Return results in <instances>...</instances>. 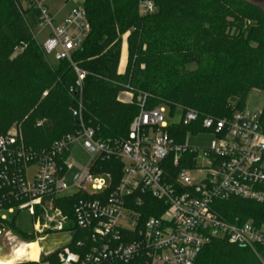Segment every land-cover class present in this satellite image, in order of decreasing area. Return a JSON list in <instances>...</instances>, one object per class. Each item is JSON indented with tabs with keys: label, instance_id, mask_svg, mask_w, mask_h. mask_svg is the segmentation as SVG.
<instances>
[{
	"label": "built area",
	"instance_id": "obj_1",
	"mask_svg": "<svg viewBox=\"0 0 264 264\" xmlns=\"http://www.w3.org/2000/svg\"><path fill=\"white\" fill-rule=\"evenodd\" d=\"M50 27L42 45L47 56L71 61L72 53L88 38L91 25L85 0L58 25L45 0H27ZM143 13L154 4H140ZM78 85L85 74L76 69ZM127 86L117 100L132 103ZM148 94L139 93V113L121 142H105L83 121L79 101L77 130L49 148L25 145L22 130L14 125L0 136V211H28L34 235L74 233L72 242L52 252L58 264H196L202 250L215 240L248 248L259 255L264 227L252 221L229 222L216 211L218 201L238 198L264 206V107L245 108L216 118L190 108L183 125L193 134L215 136L208 148L191 147L188 136L172 131L165 122L164 105L147 108ZM81 146L89 155L87 166L70 164L72 150ZM120 162L104 169V163ZM35 166L32 183L27 169ZM77 167L78 189L72 216L57 205L58 195L69 189L64 178ZM6 221L7 217L2 216ZM5 230L0 229V238ZM12 250L20 240L10 231ZM37 261L51 264L49 260Z\"/></svg>",
	"mask_w": 264,
	"mask_h": 264
},
{
	"label": "trees",
	"instance_id": "obj_2",
	"mask_svg": "<svg viewBox=\"0 0 264 264\" xmlns=\"http://www.w3.org/2000/svg\"><path fill=\"white\" fill-rule=\"evenodd\" d=\"M145 0H85L91 32L71 61L53 66L36 39L41 12L27 0H0V136L25 119V145L39 151L72 134L81 99L83 121L105 142H121L139 113V93L147 108H190L216 118L247 107L252 92L264 94V12L245 0H150L155 11L143 13ZM234 29V30H233ZM128 35V64L119 73L123 36ZM19 54L14 56L16 49ZM78 69L85 74L78 85ZM129 87L132 103L117 100ZM190 127L181 126L183 135ZM104 169L120 162L104 163ZM78 197L57 201L72 216ZM216 211L229 222L252 221L264 227V206L231 198ZM0 229L22 243L15 221L0 218ZM264 257V246L259 247ZM248 248L215 240L196 264H261ZM41 260L58 264L56 255Z\"/></svg>",
	"mask_w": 264,
	"mask_h": 264
},
{
	"label": "rangeland",
	"instance_id": "obj_3",
	"mask_svg": "<svg viewBox=\"0 0 264 264\" xmlns=\"http://www.w3.org/2000/svg\"><path fill=\"white\" fill-rule=\"evenodd\" d=\"M77 4H78L77 0H45V5L48 8V13L51 16L54 25L60 24L65 19V17L69 15V13L73 10V8L77 6ZM261 7L264 9V5H262ZM49 33H50V27L47 23H43V25L36 30V39L40 45H43L45 40L48 38ZM127 38L128 35L123 36L122 54L119 65L120 74L126 72L127 64H128ZM21 50L22 48L18 47L16 49V52L14 53V56L19 54ZM48 59L53 66L57 65L58 61L55 59L53 55L48 56ZM120 94L121 92L119 93L118 96H120ZM262 107H264V94L252 92L247 101V108L253 109V108H262ZM164 108L166 111L165 122L172 131L180 132V128L183 125L184 111L181 108H177V107L173 108L166 104L164 105ZM24 121L25 119L19 120L14 125L19 126L20 129L22 130ZM14 125H12V127ZM185 134L189 138L190 146L199 149L208 148L215 139V136L209 133L193 134L190 131H186L183 135ZM88 162H89V155L87 154V152L81 146L79 145L75 146L72 150L70 164L74 165L75 163H78L82 166H87ZM35 169H36L35 166H30L27 169V182L29 184L33 182L35 176ZM79 172L80 170L77 167H74L72 170L68 171V173L64 178V182L67 184L69 189L59 194L58 195L59 199L74 198L78 194V189L73 186L74 185L73 178ZM2 216H6L8 222L10 223L15 221L16 227L22 234L27 236H31L34 234V218L30 215L28 211H21V212L16 211L14 214H10L8 213V211H0V218H2ZM10 235L11 234L8 231L2 233V236L0 238V259H6L11 256L12 245L10 244V240H9ZM19 245L21 244L19 243L17 246ZM257 257L260 259L261 264H264V257L261 255H258ZM16 264H39V263L20 261Z\"/></svg>",
	"mask_w": 264,
	"mask_h": 264
},
{
	"label": "bare ground",
	"instance_id": "obj_4",
	"mask_svg": "<svg viewBox=\"0 0 264 264\" xmlns=\"http://www.w3.org/2000/svg\"><path fill=\"white\" fill-rule=\"evenodd\" d=\"M21 245L14 247L11 256L6 259H0V264H16L20 261L37 262L40 259L41 248L38 242L30 244L20 243Z\"/></svg>",
	"mask_w": 264,
	"mask_h": 264
},
{
	"label": "water",
	"instance_id": "obj_5",
	"mask_svg": "<svg viewBox=\"0 0 264 264\" xmlns=\"http://www.w3.org/2000/svg\"><path fill=\"white\" fill-rule=\"evenodd\" d=\"M74 121L75 123L79 122L78 113H74ZM74 238V233H62V234H55L49 235L44 237L40 242L39 246L42 250V254L47 256L52 252L60 250L63 247L68 246Z\"/></svg>",
	"mask_w": 264,
	"mask_h": 264
},
{
	"label": "flooded vegetation",
	"instance_id": "obj_6",
	"mask_svg": "<svg viewBox=\"0 0 264 264\" xmlns=\"http://www.w3.org/2000/svg\"><path fill=\"white\" fill-rule=\"evenodd\" d=\"M248 2L255 4L264 12V9L261 7L262 5H264V0H251V1L248 0Z\"/></svg>",
	"mask_w": 264,
	"mask_h": 264
}]
</instances>
